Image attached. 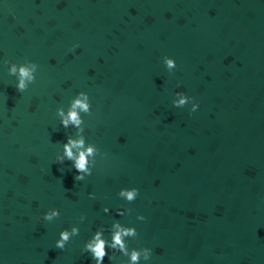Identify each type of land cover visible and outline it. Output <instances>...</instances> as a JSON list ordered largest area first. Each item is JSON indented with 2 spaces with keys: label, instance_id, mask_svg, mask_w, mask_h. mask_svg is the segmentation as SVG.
Returning <instances> with one entry per match:
<instances>
[{
  "label": "water",
  "instance_id": "obj_1",
  "mask_svg": "<svg viewBox=\"0 0 264 264\" xmlns=\"http://www.w3.org/2000/svg\"><path fill=\"white\" fill-rule=\"evenodd\" d=\"M6 61L39 65L26 92ZM80 92L107 154L84 181L57 162ZM117 220L152 249L141 264H264V0H0V264H95L85 243Z\"/></svg>",
  "mask_w": 264,
  "mask_h": 264
},
{
  "label": "clouds",
  "instance_id": "obj_2",
  "mask_svg": "<svg viewBox=\"0 0 264 264\" xmlns=\"http://www.w3.org/2000/svg\"><path fill=\"white\" fill-rule=\"evenodd\" d=\"M78 45L73 46V50ZM164 63L167 70L171 73L176 67V61L172 58L165 57ZM9 66V75L16 76L18 83L16 89L19 93L26 92L30 84L36 82V74L39 70V65L34 62H27L22 65H17L12 61H6ZM177 99L173 101L176 108H183L189 103H192L191 112L199 110L200 105L194 101V98L188 97L184 92L180 91L176 93ZM82 114L91 116L92 115V104L90 97L85 92H80L75 97L68 108L67 112L63 108L58 109V116L61 120L63 128H75L76 138L68 136L67 142L63 144V153L57 157L58 164H64L65 161H71L73 167L79 173L76 177V181H84L87 177L93 175V169L96 167V158L101 156L105 158L106 153H102L95 145L88 144L86 137L84 136L85 121L82 118ZM74 149L76 151H74ZM119 197L126 200L128 203H133L137 200L140 195L138 188L122 189L118 193ZM90 199H95V196L90 194ZM105 213L110 212V209L105 208ZM130 209H124L123 206L117 209V216H125L130 214ZM61 215L59 209L49 210L43 217L44 220L52 222L59 218ZM86 217H81V221ZM137 219L145 221L146 217L138 216ZM105 231L107 229L101 227L95 232L91 240L85 243L83 249L85 254H90L95 264H104L105 258L108 259L109 264H123V261L119 259L118 254H122L123 257H128L127 264H141V260L148 262L152 259V249H129L127 243L130 238H137L139 233L135 227L123 226L118 220L115 221L111 228V239H105ZM79 227H72L71 230L65 229L56 241L55 247L61 251L67 250V245L72 242L73 237L79 236ZM111 250V253L109 252Z\"/></svg>",
  "mask_w": 264,
  "mask_h": 264
}]
</instances>
